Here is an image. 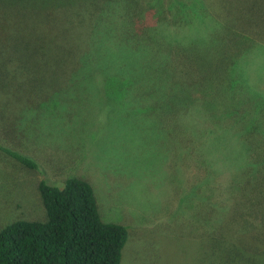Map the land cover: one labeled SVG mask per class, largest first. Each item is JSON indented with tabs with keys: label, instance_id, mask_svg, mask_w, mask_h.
<instances>
[{
	"label": "rangeland",
	"instance_id": "1",
	"mask_svg": "<svg viewBox=\"0 0 264 264\" xmlns=\"http://www.w3.org/2000/svg\"><path fill=\"white\" fill-rule=\"evenodd\" d=\"M61 1L0 0V145L37 164L0 149V231L47 219L41 181L80 178L102 221L127 228L121 264H264V0H206V19L197 0H176L190 15L176 27L174 0L109 1L102 22L89 17L84 63L77 29L34 18ZM240 29L253 41H234ZM132 30L147 54H172L173 84L146 76L132 90Z\"/></svg>",
	"mask_w": 264,
	"mask_h": 264
},
{
	"label": "trees",
	"instance_id": "2",
	"mask_svg": "<svg viewBox=\"0 0 264 264\" xmlns=\"http://www.w3.org/2000/svg\"><path fill=\"white\" fill-rule=\"evenodd\" d=\"M96 1L97 0H62L61 2L66 5L63 7L57 6L53 15L46 17L41 14H36L34 18H40L45 23L52 26H66L77 29L78 31L75 32V36L84 43L83 48L78 52V56L76 57V59L79 60V58H82L84 51H87L90 44L87 38L92 35L90 30L93 27H89V17L95 14L97 9H99V11L103 13L101 12V14L92 21L91 25L102 22L105 19L103 14L106 8L110 6L109 1L110 3L112 2V0H107L101 8L102 3H97ZM38 4L39 1L35 2L33 5L38 6ZM132 4L136 6L133 0ZM167 4H169V12L166 16L171 15L172 22L170 24L172 27L178 26L181 20L190 16L189 12L186 10L189 6L181 3L178 4L176 0L168 1ZM192 5L195 9L191 11H193L192 13L194 14L198 11V18L199 16H203V19L212 17L211 10L206 0H197ZM197 5L199 7L196 9ZM68 6L72 8L71 20L62 23V12L64 8ZM28 15L33 18V14L28 13ZM190 19L191 18H187V23H185L190 24ZM22 25L23 24H21V26ZM0 30V36H2V39H6L8 31L4 29L3 21L1 20ZM222 31L226 33L224 29ZM238 32L239 33H236L235 39H233L234 41L241 39L248 42L253 41L254 37L245 29H240ZM53 35L55 37H53ZM126 35H129L130 40L135 43L133 49L136 51L131 59V78L135 79L132 83V90H138L136 88L137 86H135L141 83L138 79L145 78L146 76L153 80L152 87H154L156 83L162 85V79H166L165 84L170 85V82L173 84L174 81H170L163 76V73L169 70L167 67L172 61V54L170 52L171 55L169 53L163 54L158 48H154L153 53L147 54L146 50L142 49L144 47L139 43L143 40L142 38L139 39V36L133 30L129 34L126 33ZM212 35L219 36L218 33H213ZM260 35L264 36L263 32H260ZM95 36L94 31L93 37ZM58 37L59 36L51 33L49 39L44 41L48 42L49 51L52 49L53 57L58 56L57 54L59 51V55H64L63 50L61 48L59 50L57 42ZM60 40L62 43V38ZM234 41L225 42L224 46L226 47ZM193 44L198 45L199 42H194ZM202 49L207 51V49ZM200 55L204 60L202 52ZM2 57L10 59L9 56L5 54H3ZM199 59L200 56L195 57L194 61L196 60V62H199ZM83 60L81 59L83 63L87 61L86 57ZM120 62V66L123 67L124 63H127V60H122ZM183 65L185 64L183 63ZM83 66L84 64L82 67ZM176 75L177 70H175L174 73L175 79ZM175 84H178V82ZM189 84H192V82H189ZM181 85L186 86L187 83ZM203 139L204 137H199L195 140ZM0 149L18 160L24 166L31 169L37 168V164L31 158L8 148H3L1 145ZM39 191L46 210L47 219L42 222L16 221L7 225L0 231V264L122 263L123 250L128 241L127 228L120 224L105 223L102 221L98 211L94 190L88 182L80 178H69L65 186L59 188L49 185L43 180L39 184ZM213 247L216 248L217 246Z\"/></svg>",
	"mask_w": 264,
	"mask_h": 264
}]
</instances>
